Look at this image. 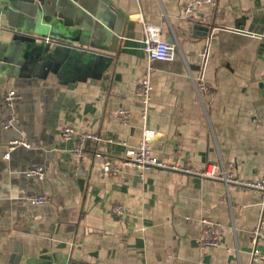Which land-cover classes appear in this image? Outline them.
Listing matches in <instances>:
<instances>
[{
    "label": "crops",
    "instance_id": "0c3cea01",
    "mask_svg": "<svg viewBox=\"0 0 264 264\" xmlns=\"http://www.w3.org/2000/svg\"><path fill=\"white\" fill-rule=\"evenodd\" d=\"M194 1L0 0V264L250 263L258 194L159 166L142 175L122 162L147 127L168 165L233 163L241 179L264 175V0L187 13ZM145 23L176 38L174 60L148 59ZM47 45L63 56L45 61ZM150 65L145 120L137 87ZM11 88L22 96L19 122L4 129L1 98ZM122 108L128 125L116 117ZM66 126L115 143L89 145L79 158L76 139L61 136ZM14 138L32 146L7 160ZM34 166L43 179L25 173ZM34 194L49 201L33 205ZM200 216L220 224L219 246L200 247Z\"/></svg>",
    "mask_w": 264,
    "mask_h": 264
},
{
    "label": "built area",
    "instance_id": "2783aa9c",
    "mask_svg": "<svg viewBox=\"0 0 264 264\" xmlns=\"http://www.w3.org/2000/svg\"><path fill=\"white\" fill-rule=\"evenodd\" d=\"M218 0H195L186 8V12L190 13L194 10L195 6L201 3H213L216 4ZM145 36L143 39V49L146 52L150 61L165 60L172 61L178 54V42L173 36L167 37L163 33L160 26L145 23L144 24ZM153 67L150 65L147 74L140 80L137 87V94L140 98L142 106V117L146 120L148 116L151 95L154 89L151 81V74ZM202 89H207V85L202 83ZM22 96L14 88L8 89L3 93L2 101V116L4 118L2 122V128L11 129L14 128L18 122L17 103L21 100ZM130 110L122 108L117 113L118 121L123 125H128L130 121ZM61 136L65 140L76 139V145L74 147V154L82 158L87 155V148L89 145H95L101 142L115 143L112 138H106L105 136L96 132H79L72 126H66L61 131ZM156 136V131L145 127L143 130V136L136 148H130L126 151L123 164L138 169L143 175L144 172L153 169L154 167H162L174 171H180L190 174H198L204 179H213L222 182L227 192L231 187L237 189L250 190L260 197V205L262 207V215L259 222L251 231V243L252 249L250 252L249 264H260L264 260V254L259 248L260 242L264 241V175L257 180L241 179L237 177L230 169L234 166L233 163H229L227 167L224 163L221 164H208L203 170L196 172L193 167L188 164L184 166L168 165L162 162L157 155L153 153L151 142ZM120 143V142H118ZM125 144V143H123ZM18 146H24L31 148L32 144L23 138H14L9 142L8 150L5 153V159L11 158V153ZM96 157H105L102 151L97 150L95 152ZM105 171H117L116 167L106 164L104 166ZM28 176L37 177L43 179L46 175V171L43 166H34L25 171ZM28 201L33 205H42L49 201V198L45 194H34L28 196ZM112 212L115 214H126V209L121 204H115L112 206ZM200 222L202 223L201 234L198 238V242L201 248L217 247L220 242L217 238L219 223L214 222L206 216H200Z\"/></svg>",
    "mask_w": 264,
    "mask_h": 264
},
{
    "label": "water",
    "instance_id": "95a60500",
    "mask_svg": "<svg viewBox=\"0 0 264 264\" xmlns=\"http://www.w3.org/2000/svg\"><path fill=\"white\" fill-rule=\"evenodd\" d=\"M47 48L45 49H41V51H43L47 57V59L45 61H47L48 63H52L54 62L55 59H57L58 57H62L60 50L57 48H51L50 46H46Z\"/></svg>",
    "mask_w": 264,
    "mask_h": 264
}]
</instances>
